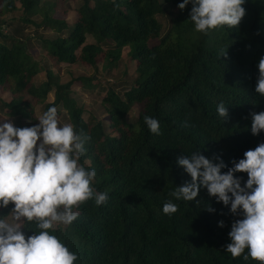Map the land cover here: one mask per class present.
<instances>
[{
  "label": "trees",
  "instance_id": "16d2710c",
  "mask_svg": "<svg viewBox=\"0 0 264 264\" xmlns=\"http://www.w3.org/2000/svg\"><path fill=\"white\" fill-rule=\"evenodd\" d=\"M71 1L0 0V17L20 12L15 37L23 36L25 25L55 35L24 34L37 41L39 51L21 38L0 35V119L25 121L16 126L23 128L36 125L39 104L43 113L53 106L58 117L64 111L90 137L79 163L96 171L92 187L108 192L106 203L97 205L93 198L78 205L77 219L50 234L77 255L74 264H259L243 259L247 249L236 258L226 252L231 225L241 218L230 214V205L217 203L204 188L194 201L175 200L170 193L191 181L179 157L195 151L219 156L227 172L233 160L264 143V131L252 135L249 115L264 111V96L255 92L264 57V0H245L237 27L208 34L195 31L191 4L178 8L183 0H80L75 22L69 18ZM165 14L170 27L163 34L159 16ZM124 56L135 66L132 81L122 89L104 86L106 117L85 120L75 86L91 91L102 82L91 76L60 83L61 67H93L111 75ZM42 72L45 79L36 83ZM50 92L54 98L47 103ZM221 102L229 113L224 120L217 112ZM138 104V118L130 123L128 114ZM145 116L160 122V135L151 133ZM236 176L243 186L247 174ZM169 200L178 210L164 214ZM13 208H0V216ZM23 227L26 235L37 230L35 221Z\"/></svg>",
  "mask_w": 264,
  "mask_h": 264
},
{
  "label": "clouds",
  "instance_id": "9594fccd",
  "mask_svg": "<svg viewBox=\"0 0 264 264\" xmlns=\"http://www.w3.org/2000/svg\"><path fill=\"white\" fill-rule=\"evenodd\" d=\"M245 0H183L180 10L191 4L190 20L195 31L208 34L221 26L237 27L245 16ZM226 56V51L221 53ZM255 92L264 96V57L258 62ZM220 117L228 118V108L217 105ZM253 136L264 131V111L251 112ZM39 124L18 128L11 120L0 121V208L13 204L9 215L0 216V264H74L77 255L49 230L56 225L72 224L78 205L95 199L97 205L108 200V192L92 187L94 169L79 163L90 137L72 124H60L56 107L39 117ZM144 122L151 133L160 135V122L150 116ZM177 163L191 177L170 195L175 200L194 201L201 188L217 203L230 205V214L239 216L231 225V243L226 252L233 258L249 257L264 264V143L247 150L244 158L227 165L216 156L206 158L201 151L179 157ZM236 173H246L247 180ZM199 203V202H197ZM178 205L169 200L164 214H173ZM207 211L215 209L208 207ZM35 221L36 231L26 235L23 225ZM219 227L223 228L224 221Z\"/></svg>",
  "mask_w": 264,
  "mask_h": 264
},
{
  "label": "rangeland",
  "instance_id": "374dc122",
  "mask_svg": "<svg viewBox=\"0 0 264 264\" xmlns=\"http://www.w3.org/2000/svg\"><path fill=\"white\" fill-rule=\"evenodd\" d=\"M80 0H73L70 2V4L72 5L71 7V11H69V18L71 19L72 22L77 21L78 19V14L76 12L77 8L80 5ZM1 5V3H0ZM20 17V12H14L10 15H5L3 17H0V22L2 23L3 21L6 22V24H1L0 25V35H3L4 37H15L14 35V29H19V27H22L21 24H19V18ZM10 18H12V20H10ZM33 20H38L37 17H34ZM159 20L160 22L163 24V34H165L167 32V30L169 29L170 25H169V18L168 16L162 15L159 16ZM9 22V23H8ZM8 25V26H7ZM23 36L20 37H15V38H21L25 41L27 48H34V51H39V44L37 43V41L32 38L31 41H27L25 39V35L30 36L31 34L35 35V31H38V33H41L44 37H54V34H50L49 32L42 30L41 28H38V30L35 27H31V26H23ZM22 34V33H20ZM25 34V35H24ZM18 36V35H17ZM33 37V36H31ZM88 42L91 41H95V39L92 36H88L87 38ZM127 49V48H126ZM125 49V51H126ZM125 59H123L118 66V69L113 72L111 75H109L107 72L99 69L98 71L91 67V68H83L81 66H67L64 65L61 67L60 73H59V81L60 83H66L71 81V79L73 78H78V77H95L97 80L101 81L102 83L96 87L94 90L91 91H86L84 89H82L80 86H75L74 89V94L73 96L76 98V100L78 101V104L80 106H83L85 108V113H84V119L87 121H91V117L92 116H96L99 119H104L107 115L106 113V109L102 103L103 98L105 97V91L103 90L104 86H109L112 85L115 87L119 86L120 88L122 87V84L125 83V85L123 87H125L127 85L128 82L132 81V73L134 72L135 66L130 64V59L129 57L124 56ZM47 64H50L49 62H47ZM45 79V74L42 72L40 74H38L35 77V81L36 83L42 81ZM119 88V89H120ZM122 89V88H121ZM4 98H8L7 94L4 95ZM54 98V94L53 92H50L47 96V103H51L53 101ZM141 109V105H135L131 112L128 114L127 120L128 122H134L139 115V111ZM35 115L37 118V122L36 125L39 124V117L43 114V106L42 104H39L35 107ZM61 111V115L59 118L60 124L63 125L65 123L70 124L69 119H67V116L65 115L64 111ZM0 115H1V111H0ZM3 120H11V122L14 123L15 126H19L21 124H27V122L25 121H18L17 119H8V118H1L0 121ZM107 123V122H106Z\"/></svg>",
  "mask_w": 264,
  "mask_h": 264
},
{
  "label": "crops",
  "instance_id": "0c3cea01",
  "mask_svg": "<svg viewBox=\"0 0 264 264\" xmlns=\"http://www.w3.org/2000/svg\"><path fill=\"white\" fill-rule=\"evenodd\" d=\"M69 16H70V14H69Z\"/></svg>",
  "mask_w": 264,
  "mask_h": 264
}]
</instances>
